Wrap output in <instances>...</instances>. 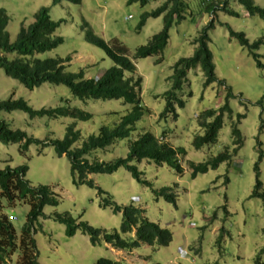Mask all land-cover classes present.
<instances>
[{"label":"rangeland","instance_id":"1","mask_svg":"<svg viewBox=\"0 0 264 264\" xmlns=\"http://www.w3.org/2000/svg\"><path fill=\"white\" fill-rule=\"evenodd\" d=\"M166 1L147 0L142 5L130 0H82L79 5L65 2L54 5L52 0H0V10L9 18L6 32L13 42L19 29L31 24L39 9H49L51 20L59 24L54 36L63 41L56 49L38 55L39 59L69 58L67 72H82L86 79H94L112 63L104 51L85 40L86 35L105 42L117 39L132 57L138 47L145 46L164 28L163 18L168 9L158 18L148 17L143 25L141 21ZM180 1L184 18L180 22L174 19L163 53L134 61L135 76L142 79L140 96L146 112L134 124L131 139L141 132L156 136L166 133L172 147L185 151L180 163L181 175L166 164L158 166L143 160L132 164L151 187L138 183L123 168L113 174H92L88 178L93 182L92 187L77 185L68 159L57 155L53 146V142L64 138L67 127L75 121L31 119L20 111L0 112V120L11 130L22 131L34 140L23 153L18 143H0V170L25 166V179L30 186L47 187L58 199L56 206H45L42 216L33 224L39 264H95L101 258L119 260L122 264H264L263 199L251 197L256 173L264 193V21L258 15L250 16L236 0ZM253 2L264 8V0ZM231 31L242 33L248 45H241L230 35ZM203 32L215 75L223 86L214 83L205 87L200 68L190 70L181 91L177 92L184 102L182 108L176 109L177 119L161 118L166 104L163 94L172 89V67L179 59L192 57ZM257 41L261 44L252 49ZM227 89L233 95L228 101L231 114H224L217 142L194 149L192 142L199 133L196 117L206 110L222 107ZM12 95L34 110L68 106L90 114L89 121L75 123V131L82 140L95 135L102 125L117 124L131 109L121 100L80 101L63 85L45 83L29 91L0 69V102ZM233 126L241 134L239 148L231 135ZM80 145L81 140L73 147ZM224 152L230 156L228 161L191 178V164L206 162ZM127 153L128 139H125L116 141L104 153H92L89 158L107 163L126 158ZM165 187H171L177 194L176 207L154 195V191ZM103 199H110L119 207L132 205L143 210L149 222L171 232L170 244L143 245L123 253L102 238L100 243L92 245L89 236L80 229L67 236L66 227L53 219L54 214H69L76 223H86L105 234L120 232L122 216L103 207ZM2 204L3 213L19 236L29 206L19 201L13 206ZM132 237L122 236L129 240ZM17 259L18 255L14 254L12 264Z\"/></svg>","mask_w":264,"mask_h":264},{"label":"trees","instance_id":"2","mask_svg":"<svg viewBox=\"0 0 264 264\" xmlns=\"http://www.w3.org/2000/svg\"><path fill=\"white\" fill-rule=\"evenodd\" d=\"M137 1L142 5L147 0ZM250 16L258 15L264 21V8L254 5L253 0H236ZM53 4L60 2L73 5L81 4L82 0H52ZM170 10L163 18L164 28L162 31L152 36L145 46L136 49L134 56L129 57L128 51L117 39L105 42L91 34L86 35L85 40L95 47H99L110 59L112 65L102 75L96 79H84L82 72L69 73L66 71V63L69 58H45L39 59L38 55L56 49L62 43V38L54 36L59 24L52 21L49 16V9L41 8L33 15V21L27 27L19 29L16 39L11 42L6 32L9 18L4 10H0V69L6 77L22 84L27 90L32 91L42 84L63 85L71 95L80 100H121L124 104L131 106L130 112L122 117L113 126L102 125L95 135L85 139L80 138L78 131H75L76 122H87L92 116L76 108L56 107L54 109H32L22 99L11 98L0 102V112L20 111L29 118L58 119L70 118L75 123L67 127L66 134L62 140L53 142L55 152L59 156H65L70 164L73 182L77 185L87 184L93 186V182L88 179L92 174H113L123 168L129 172L131 177L138 183L151 187V183L145 180L143 173L132 163L147 160L149 163L161 166L163 164L173 168L178 175L183 173L181 160L185 156L182 148H174L166 140L167 134L161 133L153 135L149 132H141L135 139H131L134 131V124L138 122L146 112L140 98L142 79L135 76V60L145 59L151 56H160L168 45L169 30L174 22L183 20L184 16L180 0H167L163 6L155 9L151 14L143 16L141 25L148 17L158 18L166 10ZM241 45H248L245 36L230 32ZM197 49L190 58L179 59L172 67V89L163 94L166 101L161 118L172 116L177 119L176 109L184 106V102L178 98L177 92L181 91L186 82L187 73L197 67L203 73L205 87L211 84L220 83L215 75V66L210 50L207 47V36L203 32L197 41ZM261 41L254 43L251 48L256 49ZM200 46V47H199ZM162 60V58H159ZM175 75V76H174ZM233 97L231 90L227 89L225 103L218 109H210L199 114L197 127L199 133L194 136L192 145L199 150L204 146H210L217 142L219 130L223 126V116L225 113L231 114L228 101ZM231 135L236 138L234 145L237 148L241 145L240 131L233 126ZM128 139V153L126 158H119L111 162H102L98 158L90 159L92 153L96 151H107L114 146L116 141ZM81 140L79 147L73 145ZM0 143L20 144L19 151L23 153L27 150L33 139L27 138L22 131L11 130L3 121L0 120ZM73 147V148H72ZM230 156L224 152L216 157L209 158L206 162L190 165L192 170L191 178L198 174H205L209 170H215L218 166L228 161ZM257 170V169H256ZM27 168L20 166L17 168L6 167L0 170V264H12L14 254L18 255L15 264H39L36 244L34 241L35 229L33 224L42 216L45 206H56L58 199L56 195L47 187H31L25 179ZM103 195L102 191H99ZM157 198H163L167 203L176 207L177 194L171 187L160 188L154 191ZM252 198L263 199L264 193L261 190V183L255 177V188L251 195ZM21 202L29 206L26 214V222L21 229L19 236L3 213V204L13 206L15 202ZM103 207H109L114 213L122 216L120 232L113 231L105 234L99 229L93 228L86 223H76L69 214H54L53 219L66 227V235L73 236L78 229L90 238L92 245L101 242V239L110 247L118 251L133 252L135 249L147 245L157 247H167L172 234L169 230L161 228L159 225L149 222L144 216V211L133 207H119L110 199L102 200ZM132 239H124L122 236L130 235ZM95 264H122V261L101 258ZM158 264V263H155Z\"/></svg>","mask_w":264,"mask_h":264},{"label":"clouds","instance_id":"3","mask_svg":"<svg viewBox=\"0 0 264 264\" xmlns=\"http://www.w3.org/2000/svg\"><path fill=\"white\" fill-rule=\"evenodd\" d=\"M128 19H131V16H128ZM235 33H236V32H235ZM67 63H68V62H67ZM67 63H66V64H67ZM135 68H136V67H135ZM82 74H83V73H82ZM101 75H102V74H101ZM101 75H100V76H101ZM83 76H84V74H83ZM100 76H99V77H100ZM96 78H98V77H96ZM96 78H94V79H96ZM84 79H86V78L84 77ZM140 93H141V92H140ZM140 98H141V96H140ZM142 105H143V104H142ZM8 220H9V218H8ZM9 221H10V220H9ZM114 250H115V249H114ZM116 251H118V250H116ZM120 252H123V253H124L125 251H120ZM184 255H185V253H184V251L182 250V251H181V256H184ZM116 261H117V260H116ZM118 261H119V260H118Z\"/></svg>","mask_w":264,"mask_h":264},{"label":"bare ground","instance_id":"4","mask_svg":"<svg viewBox=\"0 0 264 264\" xmlns=\"http://www.w3.org/2000/svg\"><path fill=\"white\" fill-rule=\"evenodd\" d=\"M199 47H200V46H199ZM174 76H175V75H174ZM133 232H134V231H132V233L130 234L131 236H133V235H134V234H133Z\"/></svg>","mask_w":264,"mask_h":264}]
</instances>
